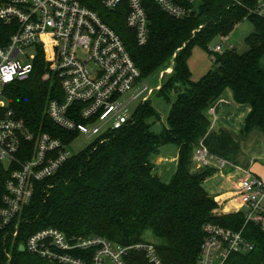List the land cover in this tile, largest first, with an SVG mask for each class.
Wrapping results in <instances>:
<instances>
[{"label": "trees", "instance_id": "1", "mask_svg": "<svg viewBox=\"0 0 264 264\" xmlns=\"http://www.w3.org/2000/svg\"><path fill=\"white\" fill-rule=\"evenodd\" d=\"M259 1L201 0L195 17L178 20L162 12L153 0H144L150 30L145 46L137 44L124 15L103 14L144 78L167 68L175 56L174 70L158 92L167 101L170 93L177 94L167 127L159 134L152 130L149 121H159L160 116L149 101L137 108L128 125L73 155L54 177L37 183L20 217L17 245H25L31 235L47 228L68 237L100 236L123 246L145 242L150 231L158 241L155 245L163 264H197L204 226L212 223L235 231L244 228V236L254 246L247 254L231 255L225 264H264V227L245 224L242 212L216 215L218 203L204 182L217 170L207 167L194 174L189 168L201 141L212 155L240 164L237 135L216 125L211 129L209 112L228 91L236 104L250 109L239 132L242 139L256 131L264 133V17L252 13ZM83 2L100 10L99 2ZM245 20L254 26L246 39L249 50L213 54L216 68L192 81L188 59L193 48L209 50L216 38L229 36ZM6 41V28L0 24V46ZM46 72L44 52L39 50L30 77L7 89L9 107L36 135L49 133L71 144L77 133L60 129L46 114L48 101L61 93L57 77L44 80ZM166 145L178 148L177 169L168 183L155 174L153 162ZM6 173L0 163V207ZM9 245L0 233V264H58L19 248L9 262L5 257ZM130 264L149 263L136 253Z\"/></svg>", "mask_w": 264, "mask_h": 264}, {"label": "built area", "instance_id": "2", "mask_svg": "<svg viewBox=\"0 0 264 264\" xmlns=\"http://www.w3.org/2000/svg\"><path fill=\"white\" fill-rule=\"evenodd\" d=\"M100 10L83 0H0V24L6 28L7 41L0 46V163L7 172L0 207V233L10 242L5 250L7 261L13 251H25L58 264H130L133 254H143L149 264H163L153 243L140 242L123 246L104 237H68L55 228L31 235L25 245H17L20 217L29 207L36 184L54 177L73 156L72 144L49 133L35 134L15 117L6 91L14 83L27 80L34 62L43 50L46 64L44 80L57 77L61 93L48 101L46 114L60 129L68 133L104 139L133 120L131 106L151 100L156 89L149 88L135 65L123 39L103 19V14L124 15L126 26L139 46L149 42V19L144 0H92ZM170 17H190L201 0H153ZM252 13L264 17V1ZM209 49L222 54L234 47L229 37ZM224 50V51H223ZM32 51V52H31ZM175 56L159 74V81L172 74ZM223 102L219 100L217 103ZM138 106V107H139ZM137 107V108H138ZM214 115V109L210 110ZM217 123L214 118L211 129ZM193 160L198 169L213 167L230 174L236 169L244 173L235 197L240 201L245 224L264 227V181L240 165L212 155L201 141ZM219 208L220 201L216 199ZM216 215H223L220 209ZM11 228V229H10ZM240 231L212 223L204 226L205 239L197 264H225L233 254H247L254 248ZM10 239V241H9ZM8 240V241H7Z\"/></svg>", "mask_w": 264, "mask_h": 264}, {"label": "rangeland", "instance_id": "3", "mask_svg": "<svg viewBox=\"0 0 264 264\" xmlns=\"http://www.w3.org/2000/svg\"><path fill=\"white\" fill-rule=\"evenodd\" d=\"M254 33V26L251 21L245 20L240 25L236 27L232 34L229 37V45H232L234 49L239 53L243 54L249 50V46L246 44V39ZM222 38H216L210 45L209 49L215 48L217 45L221 44ZM224 51V50H223ZM32 52V51H31ZM188 67L192 73V81H199L205 74L209 71L214 70L216 68V64L214 62V55L210 53L209 50L202 49L198 46H195L191 52V55L188 59ZM262 67L264 68V59L262 60ZM164 70L155 72L151 76L145 79V83L149 86V88L156 89L157 86L163 85L169 76H166L163 81H159V74ZM177 94L172 92L169 94L170 101H167L164 96H160L157 91H155L154 95L151 97L150 103L152 107L155 109L157 114L160 116V120L151 119L149 123L152 125V130L155 133H161L164 127H167V118L171 109L172 104L175 102ZM140 105L139 102L134 103L131 106V112H134L137 107ZM211 114V113H210ZM212 125L215 116L210 115ZM234 121H230L226 127L229 131L235 133L241 142V149L243 160H248L247 165L249 166L250 162H256L258 167H264V133L255 132L251 134L248 138H243L240 135L241 124H243V119L234 118ZM239 120V121H238ZM217 128L220 125H216ZM224 126V125H223ZM226 126V125H225ZM95 137L87 138L85 135L80 134L69 146V150L72 155H76L81 151L85 150L89 145L95 142ZM178 150L175 145H166L161 147L160 152L157 156L153 158V162L155 163L158 159H163L161 164L155 169V174H160L163 182L168 183L172 179L173 175L176 172L177 164L173 161V159L177 156ZM247 166V168H248ZM190 171L192 173H197L199 171L197 163L193 160L190 164ZM236 169L228 173H221L217 171L213 176L209 177L204 182V187L207 189L208 193L212 195H218L225 193L227 191H233V183L239 182L241 178L244 177L243 173H239V176L235 178L228 179L231 175L237 173ZM262 176V174H261ZM264 181V178H261ZM222 211V208H219ZM224 215V213H222ZM145 241L148 243L157 244V239L153 236V234L148 231L145 234Z\"/></svg>", "mask_w": 264, "mask_h": 264}, {"label": "crops", "instance_id": "4", "mask_svg": "<svg viewBox=\"0 0 264 264\" xmlns=\"http://www.w3.org/2000/svg\"><path fill=\"white\" fill-rule=\"evenodd\" d=\"M222 100H223V102L216 103L213 106L215 118L217 120L216 125H218V124L220 125V127H218V128H225L226 129L228 123L230 121H234L233 120L234 118H239V120L241 118L243 119V124H241V128H243L245 118L248 115L250 109L236 104L231 91H228L222 97ZM256 132H258V131H256ZM177 150H178V148H177ZM243 157L244 156H241V162L238 165L242 166L243 169H245V170H249L253 175L257 176L258 178H260V179L264 178V167L263 168H261V166L258 167L256 162H253V160L251 162L249 160L250 164L248 166L247 165L248 160L246 159V161H242ZM177 159H178V153H177V156L173 159V161L176 162V164H177ZM161 162H163V159L160 158V159L156 160V162L154 164L157 167L158 164H161ZM247 166H248V168H247ZM239 173H243V172H237L234 175H231L230 177H228V179L235 178L236 176H239ZM261 174H262V176H261ZM156 175L161 178V175L159 173ZM237 185H238V182L233 183V186H232L233 191H227L225 193L218 194V195H212L211 193H209L210 195L214 196L216 199H218L220 201L221 208L224 211V214L235 213L238 211V209L240 207V201L237 197H235V193H236L235 191H236Z\"/></svg>", "mask_w": 264, "mask_h": 264}, {"label": "water", "instance_id": "5", "mask_svg": "<svg viewBox=\"0 0 264 264\" xmlns=\"http://www.w3.org/2000/svg\"><path fill=\"white\" fill-rule=\"evenodd\" d=\"M197 15V12H193L192 14H191V17H195ZM20 250L21 251H25V248L22 246L21 248H20Z\"/></svg>", "mask_w": 264, "mask_h": 264}]
</instances>
